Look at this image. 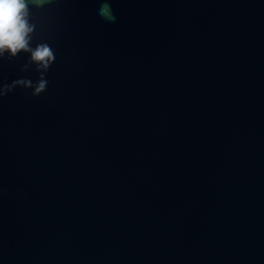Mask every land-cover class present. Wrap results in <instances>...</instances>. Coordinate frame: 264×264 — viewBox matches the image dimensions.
Listing matches in <instances>:
<instances>
[{
  "label": "water",
  "instance_id": "1",
  "mask_svg": "<svg viewBox=\"0 0 264 264\" xmlns=\"http://www.w3.org/2000/svg\"><path fill=\"white\" fill-rule=\"evenodd\" d=\"M101 2L0 56V264H264V0Z\"/></svg>",
  "mask_w": 264,
  "mask_h": 264
},
{
  "label": "clouds",
  "instance_id": "2",
  "mask_svg": "<svg viewBox=\"0 0 264 264\" xmlns=\"http://www.w3.org/2000/svg\"><path fill=\"white\" fill-rule=\"evenodd\" d=\"M48 2L49 0H0V56L5 52L15 55L21 50L27 51L38 68L45 71L49 69L56 59L55 50L46 41L32 45L31 34L35 25L30 20V5L40 7ZM98 14L108 21L116 19L111 0H102ZM47 85V79H39L33 86L32 95H39ZM2 95L4 89H0V96Z\"/></svg>",
  "mask_w": 264,
  "mask_h": 264
}]
</instances>
